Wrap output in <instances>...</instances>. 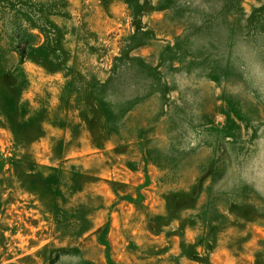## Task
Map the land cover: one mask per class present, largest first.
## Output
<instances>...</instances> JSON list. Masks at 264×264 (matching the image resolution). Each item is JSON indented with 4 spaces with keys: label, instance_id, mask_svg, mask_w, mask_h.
<instances>
[{
    "label": "rangeland",
    "instance_id": "obj_1",
    "mask_svg": "<svg viewBox=\"0 0 264 264\" xmlns=\"http://www.w3.org/2000/svg\"><path fill=\"white\" fill-rule=\"evenodd\" d=\"M264 0H0V264H264Z\"/></svg>",
    "mask_w": 264,
    "mask_h": 264
},
{
    "label": "clouds",
    "instance_id": "obj_2",
    "mask_svg": "<svg viewBox=\"0 0 264 264\" xmlns=\"http://www.w3.org/2000/svg\"><path fill=\"white\" fill-rule=\"evenodd\" d=\"M246 168L258 175L264 176V139L256 141L255 152L248 160Z\"/></svg>",
    "mask_w": 264,
    "mask_h": 264
}]
</instances>
